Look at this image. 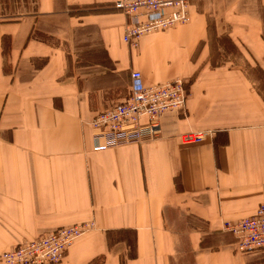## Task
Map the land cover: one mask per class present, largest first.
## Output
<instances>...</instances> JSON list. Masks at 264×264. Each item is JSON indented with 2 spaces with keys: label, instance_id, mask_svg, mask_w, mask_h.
<instances>
[{
  "label": "crops",
  "instance_id": "obj_1",
  "mask_svg": "<svg viewBox=\"0 0 264 264\" xmlns=\"http://www.w3.org/2000/svg\"><path fill=\"white\" fill-rule=\"evenodd\" d=\"M115 1L33 0L0 20V264L79 224L94 230L61 264H264L225 229L264 204V0H193L189 23L136 49ZM176 80L189 100L157 138L94 151L97 114Z\"/></svg>",
  "mask_w": 264,
  "mask_h": 264
},
{
  "label": "built area",
  "instance_id": "obj_2",
  "mask_svg": "<svg viewBox=\"0 0 264 264\" xmlns=\"http://www.w3.org/2000/svg\"><path fill=\"white\" fill-rule=\"evenodd\" d=\"M192 1L117 0L112 8L128 18L124 42L136 49L144 36L189 23ZM131 77L135 82L141 74L135 72ZM188 100L189 92L182 80L148 88L132 85L122 104L102 111L91 120L90 125L95 130L94 151L139 145L147 139L157 138L161 132V117L168 112L185 110ZM204 139L203 132H190L182 136V143L196 145ZM225 229L235 237V247L239 252L264 250V204L252 215L228 224ZM93 230V224L60 228L45 236L23 241L4 253L1 261L4 264H61L73 244Z\"/></svg>",
  "mask_w": 264,
  "mask_h": 264
},
{
  "label": "rangeland",
  "instance_id": "obj_3",
  "mask_svg": "<svg viewBox=\"0 0 264 264\" xmlns=\"http://www.w3.org/2000/svg\"><path fill=\"white\" fill-rule=\"evenodd\" d=\"M32 4L33 0H0L1 15L3 16L0 20H17L25 12V9L32 7ZM240 63L242 62L240 61Z\"/></svg>",
  "mask_w": 264,
  "mask_h": 264
}]
</instances>
